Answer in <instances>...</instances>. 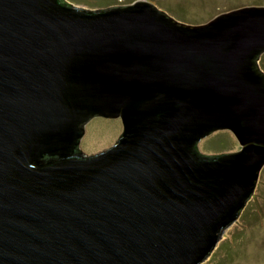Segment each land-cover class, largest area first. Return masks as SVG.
I'll list each match as a JSON object with an SVG mask.
<instances>
[{
    "label": "water",
    "instance_id": "water-1",
    "mask_svg": "<svg viewBox=\"0 0 264 264\" xmlns=\"http://www.w3.org/2000/svg\"><path fill=\"white\" fill-rule=\"evenodd\" d=\"M264 6L0 0V264H200L264 166ZM121 118L83 155L85 124ZM230 130L242 149L205 155Z\"/></svg>",
    "mask_w": 264,
    "mask_h": 264
},
{
    "label": "rangeland",
    "instance_id": "rangeland-1",
    "mask_svg": "<svg viewBox=\"0 0 264 264\" xmlns=\"http://www.w3.org/2000/svg\"><path fill=\"white\" fill-rule=\"evenodd\" d=\"M76 7L127 6L147 2L164 10L183 23L201 25L216 16L235 9L264 6V0H66ZM259 65L264 71V54ZM81 153L103 152L112 147L124 131L121 118L95 116L86 124ZM199 149L205 155L235 153L242 149L230 130H216L201 139ZM200 264H264V166L257 180L256 191L241 219L222 233L215 253Z\"/></svg>",
    "mask_w": 264,
    "mask_h": 264
}]
</instances>
